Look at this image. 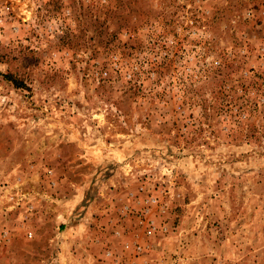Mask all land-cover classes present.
Returning a JSON list of instances; mask_svg holds the SVG:
<instances>
[{"label":"rangeland","instance_id":"1","mask_svg":"<svg viewBox=\"0 0 264 264\" xmlns=\"http://www.w3.org/2000/svg\"><path fill=\"white\" fill-rule=\"evenodd\" d=\"M52 254L264 264V0H0V261Z\"/></svg>","mask_w":264,"mask_h":264},{"label":"crops","instance_id":"2","mask_svg":"<svg viewBox=\"0 0 264 264\" xmlns=\"http://www.w3.org/2000/svg\"><path fill=\"white\" fill-rule=\"evenodd\" d=\"M71 257H73V255H69L68 259L70 260ZM80 257L82 259L85 258L84 261L85 260L88 261L89 260L88 257L94 258V256L93 255H90V254H85V255L80 256ZM37 260H38V256L34 258V261H35V262L33 261L34 263H27L28 261L26 260V258H24V257L21 256V257H15V258H13L11 260L12 263H9V264H37ZM0 264H2L1 261H0ZM47 264H56V258H55V256L53 254L49 257V260H48Z\"/></svg>","mask_w":264,"mask_h":264}]
</instances>
